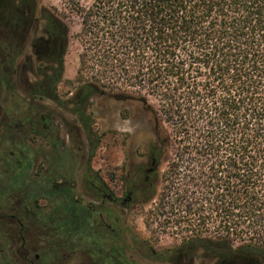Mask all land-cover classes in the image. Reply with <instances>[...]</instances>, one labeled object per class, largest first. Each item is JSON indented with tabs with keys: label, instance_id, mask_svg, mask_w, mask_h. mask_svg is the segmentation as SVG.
Returning a JSON list of instances; mask_svg holds the SVG:
<instances>
[{
	"label": "trees",
	"instance_id": "obj_1",
	"mask_svg": "<svg viewBox=\"0 0 264 264\" xmlns=\"http://www.w3.org/2000/svg\"><path fill=\"white\" fill-rule=\"evenodd\" d=\"M60 1L64 17L40 0H0V96L12 98L0 102L4 129L23 132L27 108L37 117L50 109L85 148L96 134L90 105L144 108L154 159L144 201L158 196L156 212L199 264H264V0ZM75 16L82 50L72 81L64 56ZM25 54L35 59L19 73ZM74 81L62 95L60 83Z\"/></svg>",
	"mask_w": 264,
	"mask_h": 264
},
{
	"label": "flooded vegetation",
	"instance_id": "obj_2",
	"mask_svg": "<svg viewBox=\"0 0 264 264\" xmlns=\"http://www.w3.org/2000/svg\"><path fill=\"white\" fill-rule=\"evenodd\" d=\"M25 119L23 132L14 123L9 163H0V264H197L184 241L162 247L130 221L152 185L150 150L124 148L120 163L96 166L95 133L83 148L50 109Z\"/></svg>",
	"mask_w": 264,
	"mask_h": 264
},
{
	"label": "rangeland",
	"instance_id": "obj_3",
	"mask_svg": "<svg viewBox=\"0 0 264 264\" xmlns=\"http://www.w3.org/2000/svg\"><path fill=\"white\" fill-rule=\"evenodd\" d=\"M41 3L48 7H55L61 17L63 15V7L60 0H40ZM69 28V46L66 55L64 56V79L74 80L76 75V70L79 66V54L82 50L80 41L78 39V32L80 30V22L78 17H71L66 20ZM28 51V49L26 50ZM34 55H21L18 59V71L23 70L24 63L27 65H32ZM28 79L33 80L32 75L28 71L26 72ZM77 85V82L60 83L59 90L62 95L70 96L69 91ZM6 93H2L0 96V102H3L4 106L11 105L12 102ZM51 107L50 103H45ZM34 109V108H33ZM26 111L30 115H37L36 111L32 108H27ZM88 112L92 115V129L96 132L93 136V140L97 142L96 154L93 159V163L96 166L103 165L106 163H120L122 159L121 151L124 148H128L130 153L133 152L134 148L143 150L146 147L147 142L150 140L152 135V128L148 117L146 115L145 109L139 106H132L129 103L120 100H105L101 102H95L93 105L88 107ZM5 113L0 112V163L6 164L9 162V152L13 149V139L15 135V130H5L4 124L8 122V119L4 115ZM66 119H70V116L65 113L63 114ZM35 117V116H34ZM70 120H67L69 122ZM56 125L59 121L56 120ZM66 122V124H67ZM59 130L64 136L65 134L75 135L78 139L83 136L80 135L76 129L73 127L59 126ZM19 132V131H17ZM12 137V142L10 143L9 137ZM98 137V138H97ZM93 142V141H92ZM81 143V142H80ZM144 163L149 164L147 158L144 157ZM167 165L161 164L159 168V173L163 175L166 172ZM3 180L6 176H2ZM8 181H6L7 183ZM162 189V183L157 186V194L160 193ZM158 204V196L150 202H143L130 216V221L132 225L137 228H141L148 233H154L159 238V244L162 247H176L183 243L180 241L184 240V234L180 233L179 229H175L169 224H165L162 215H158L155 207ZM195 263L199 264L200 260L196 259Z\"/></svg>",
	"mask_w": 264,
	"mask_h": 264
}]
</instances>
